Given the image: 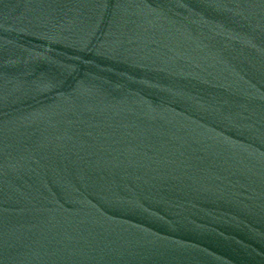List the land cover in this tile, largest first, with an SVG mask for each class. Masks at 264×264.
I'll return each mask as SVG.
<instances>
[{
  "label": "water",
  "instance_id": "water-1",
  "mask_svg": "<svg viewBox=\"0 0 264 264\" xmlns=\"http://www.w3.org/2000/svg\"><path fill=\"white\" fill-rule=\"evenodd\" d=\"M0 264H264V0H0Z\"/></svg>",
  "mask_w": 264,
  "mask_h": 264
}]
</instances>
